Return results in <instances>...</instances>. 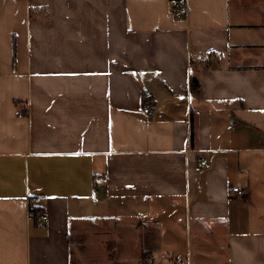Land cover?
Returning a JSON list of instances; mask_svg holds the SVG:
<instances>
[{
    "label": "crops",
    "instance_id": "0c3cea01",
    "mask_svg": "<svg viewBox=\"0 0 264 264\" xmlns=\"http://www.w3.org/2000/svg\"><path fill=\"white\" fill-rule=\"evenodd\" d=\"M0 264H264V0H0Z\"/></svg>",
    "mask_w": 264,
    "mask_h": 264
},
{
    "label": "built area",
    "instance_id": "2783aa9c",
    "mask_svg": "<svg viewBox=\"0 0 264 264\" xmlns=\"http://www.w3.org/2000/svg\"><path fill=\"white\" fill-rule=\"evenodd\" d=\"M172 11L176 15H179V14H182V13H186L188 11V6H187L186 1L176 3L172 7ZM144 111L147 112V113H152V111H153L152 106L150 104H146L144 106ZM23 113L24 112L19 113V116H22ZM206 163H207V161L204 158H202V159H200L199 165L200 166H205ZM233 190L240 196L243 194V189L239 185L234 186ZM95 193L97 194L98 190H96ZM39 213L41 214L42 219H47L48 216H47V214L45 212H39Z\"/></svg>",
    "mask_w": 264,
    "mask_h": 264
},
{
    "label": "trees",
    "instance_id": "16d2710c",
    "mask_svg": "<svg viewBox=\"0 0 264 264\" xmlns=\"http://www.w3.org/2000/svg\"><path fill=\"white\" fill-rule=\"evenodd\" d=\"M191 89L193 92H196V93H199L201 91V82H200L199 78H197L196 76H192V78H191ZM24 113H23V115H25ZM100 178L101 177H99V178L96 177V182H98L100 180ZM32 209L35 211L38 210L37 206L33 207Z\"/></svg>",
    "mask_w": 264,
    "mask_h": 264
}]
</instances>
